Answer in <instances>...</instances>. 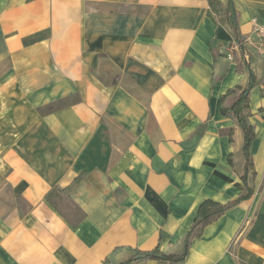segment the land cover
<instances>
[{"label":"crops","instance_id":"obj_1","mask_svg":"<svg viewBox=\"0 0 264 264\" xmlns=\"http://www.w3.org/2000/svg\"><path fill=\"white\" fill-rule=\"evenodd\" d=\"M231 1L0 0V264L183 255L200 205L246 190L221 105L251 74L253 195L183 264H264V0Z\"/></svg>","mask_w":264,"mask_h":264},{"label":"trees","instance_id":"obj_2","mask_svg":"<svg viewBox=\"0 0 264 264\" xmlns=\"http://www.w3.org/2000/svg\"><path fill=\"white\" fill-rule=\"evenodd\" d=\"M229 11L233 17V4L229 0ZM233 28L236 27L235 22L231 21ZM236 37L240 44H242L241 34L236 30ZM254 87V77L251 74V82L249 87L244 90L234 104L230 108H226L223 104L221 105V113L226 118H231L235 120L240 128L244 132L245 144H244V154L246 158V176L243 177V181L246 185V190L240 197L228 204H221L213 200L204 201L197 213V217L194 221L193 226L191 227L188 236L186 238V249L183 255L181 256H170L166 255L161 251L159 247L151 251H141L136 249L134 251V256L127 262L123 264H136L139 262L150 261V260H160L171 262L175 264H183L186 262L189 250L192 244V241L196 238L202 236L206 226L214 222L220 216L224 215L227 211L231 210L242 201L248 200L253 195V189L247 183V176L250 168L254 166L252 155L250 152L251 146L256 138V130L254 125L251 122V112H250V92Z\"/></svg>","mask_w":264,"mask_h":264},{"label":"built area","instance_id":"obj_3","mask_svg":"<svg viewBox=\"0 0 264 264\" xmlns=\"http://www.w3.org/2000/svg\"><path fill=\"white\" fill-rule=\"evenodd\" d=\"M254 23V33L258 37L257 49L260 53L264 54V25L258 23L257 20L253 21ZM238 44L233 45V49H237ZM228 59H233V54L228 55Z\"/></svg>","mask_w":264,"mask_h":264}]
</instances>
